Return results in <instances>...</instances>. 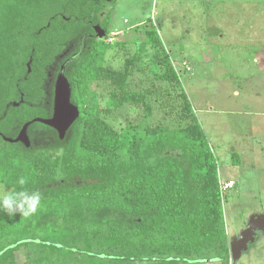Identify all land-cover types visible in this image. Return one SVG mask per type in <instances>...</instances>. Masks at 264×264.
<instances>
[{
  "label": "trees",
  "instance_id": "obj_1",
  "mask_svg": "<svg viewBox=\"0 0 264 264\" xmlns=\"http://www.w3.org/2000/svg\"><path fill=\"white\" fill-rule=\"evenodd\" d=\"M116 3L0 0V186L24 176L43 197L31 218L0 214V264L20 250L27 264L230 263L217 159L156 30L144 43L163 51L149 69L162 86L130 87L134 56L106 64L126 47L107 43ZM81 45L64 68L76 121L62 138L34 122L6 141L52 116L55 78ZM130 106L143 116L115 128ZM157 109L176 126L150 123Z\"/></svg>",
  "mask_w": 264,
  "mask_h": 264
},
{
  "label": "rangeland",
  "instance_id": "obj_2",
  "mask_svg": "<svg viewBox=\"0 0 264 264\" xmlns=\"http://www.w3.org/2000/svg\"><path fill=\"white\" fill-rule=\"evenodd\" d=\"M111 24L107 43L126 47L107 54L106 64L119 69L134 56L130 87L136 89L161 85L149 69L163 51L144 43L145 30H156L213 149L221 182H234L223 210L228 241L237 238L250 217L264 215V0H117ZM167 114L155 110L150 123L176 126L177 113ZM142 116L130 106L108 120L121 129ZM232 153L240 165H232ZM22 257L17 264H25ZM230 264H264V229Z\"/></svg>",
  "mask_w": 264,
  "mask_h": 264
},
{
  "label": "water",
  "instance_id": "obj_3",
  "mask_svg": "<svg viewBox=\"0 0 264 264\" xmlns=\"http://www.w3.org/2000/svg\"><path fill=\"white\" fill-rule=\"evenodd\" d=\"M94 31L99 38L104 36V32L99 27L96 26ZM81 51L82 45L76 55H73L61 65L60 70L55 78L52 116L48 119L35 118L25 123L16 139L9 140L4 138L6 141H20L24 136L25 129L34 122L51 127L57 131L60 138L64 136L65 132L71 127V125L79 116L77 107L70 102L71 88L68 81L64 77V68L66 64L75 60L81 54ZM262 229H264V215H256L248 219L245 227L239 232L236 240L228 242L231 262H235L240 259L242 253L246 251L248 242L253 240L254 232Z\"/></svg>",
  "mask_w": 264,
  "mask_h": 264
},
{
  "label": "clouds",
  "instance_id": "obj_4",
  "mask_svg": "<svg viewBox=\"0 0 264 264\" xmlns=\"http://www.w3.org/2000/svg\"><path fill=\"white\" fill-rule=\"evenodd\" d=\"M16 184L18 187L15 188L0 186V214H6L10 219L16 215L25 219L35 216L41 208V192L30 190L24 176L19 177Z\"/></svg>",
  "mask_w": 264,
  "mask_h": 264
},
{
  "label": "built area",
  "instance_id": "obj_5",
  "mask_svg": "<svg viewBox=\"0 0 264 264\" xmlns=\"http://www.w3.org/2000/svg\"><path fill=\"white\" fill-rule=\"evenodd\" d=\"M233 186H234L233 181L221 182V180L219 178V189H220L221 194H223L224 192H226L227 190H229Z\"/></svg>",
  "mask_w": 264,
  "mask_h": 264
},
{
  "label": "crops",
  "instance_id": "obj_6",
  "mask_svg": "<svg viewBox=\"0 0 264 264\" xmlns=\"http://www.w3.org/2000/svg\"><path fill=\"white\" fill-rule=\"evenodd\" d=\"M228 181H232V180H228ZM229 241H230V240H229ZM21 255H23L22 258L25 259V261L23 260V263L27 264V262H26V255H27V252H26V251H23V250L17 251V252L15 253V259H16V257H21ZM16 264H17V261H16Z\"/></svg>",
  "mask_w": 264,
  "mask_h": 264
},
{
  "label": "flooded vegetation",
  "instance_id": "obj_7",
  "mask_svg": "<svg viewBox=\"0 0 264 264\" xmlns=\"http://www.w3.org/2000/svg\"><path fill=\"white\" fill-rule=\"evenodd\" d=\"M245 225H246V223L242 226L241 230H243V228L245 227ZM241 230H240V231H241ZM255 232H256V231H255ZM255 232H254V233H255ZM238 234H239V233H238ZM237 237H238V235H237ZM234 240H236V237H235V238L233 237V239H232V238L230 239V241H234ZM248 244H249V242H248ZM248 244H247V247H248ZM229 256H230V255H229ZM230 263H231V259H230ZM230 263H229V264H230Z\"/></svg>",
  "mask_w": 264,
  "mask_h": 264
}]
</instances>
